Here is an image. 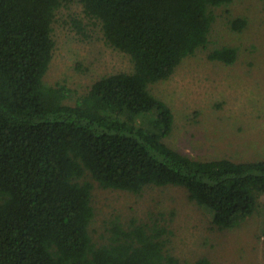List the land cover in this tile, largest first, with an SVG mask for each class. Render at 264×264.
Listing matches in <instances>:
<instances>
[{
  "label": "trees",
  "instance_id": "16d2710c",
  "mask_svg": "<svg viewBox=\"0 0 264 264\" xmlns=\"http://www.w3.org/2000/svg\"><path fill=\"white\" fill-rule=\"evenodd\" d=\"M72 1L0 0V264H176L156 220L115 216L106 241L94 243L93 182L134 193L181 186L219 229L258 212L264 157L202 159L172 147L173 112L149 88L207 47L215 8L233 0H78L132 68L100 76L71 103L72 89L44 77L55 15ZM70 21L80 29V17ZM228 23L239 31L247 19ZM206 56L233 63L238 49Z\"/></svg>",
  "mask_w": 264,
  "mask_h": 264
},
{
  "label": "rangeland",
  "instance_id": "374dc122",
  "mask_svg": "<svg viewBox=\"0 0 264 264\" xmlns=\"http://www.w3.org/2000/svg\"><path fill=\"white\" fill-rule=\"evenodd\" d=\"M207 47L187 55L173 73L149 86L173 112V129L166 142L202 159L264 157V0H233L215 8ZM243 16L246 26L233 30L229 18ZM81 18L80 29L70 21ZM55 48L45 81L72 89L74 102L100 76L129 71L130 57L105 42L101 23L88 17L78 0L55 15ZM233 45V63L207 58L209 49ZM94 216L89 230L94 243L107 238V222L118 216L156 220L169 229L166 251L176 264H191L205 256L211 264H264V195L258 212L233 228L219 229L211 210L188 197L181 186H148L140 193L104 188L93 182Z\"/></svg>",
  "mask_w": 264,
  "mask_h": 264
}]
</instances>
